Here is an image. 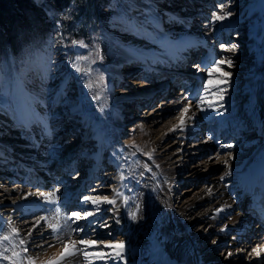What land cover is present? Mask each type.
Returning <instances> with one entry per match:
<instances>
[{"label":"rangeland","instance_id":"obj_1","mask_svg":"<svg viewBox=\"0 0 264 264\" xmlns=\"http://www.w3.org/2000/svg\"><path fill=\"white\" fill-rule=\"evenodd\" d=\"M40 7H43L47 16L54 22L55 30L42 38H36L32 44L23 47L16 56L9 51L0 54V149L2 150L0 152L3 153L0 154V220L5 222L9 219L13 209L10 204L3 205L1 199L15 204L14 201L18 197L15 193L26 190L36 192L35 190L38 189L36 186L43 181L48 187L40 191L42 196L37 197L40 194L37 193L35 206L40 205L43 197L53 196L57 198L55 200L57 206L53 203L52 206L48 204L44 207L49 214L53 212L49 210L56 207L53 214L57 217L63 214L62 218L65 219L74 216L72 213L82 216L86 213L96 215L97 211L89 205L91 203L98 205L99 202L109 203L117 191L124 187L122 176L125 167L116 164L112 166L103 162L98 166L100 170L98 175L110 178L111 173L115 171V178L111 183L108 180H101L98 176L97 178L88 177L90 179L87 180L88 185L82 188L75 179L69 186L77 187L73 195H76L78 199L70 201L63 209L64 198L61 194H65L66 191L54 186L56 182L61 181L60 176L48 178L41 172L40 179L25 185L24 179L18 175L19 172L15 173L9 168L12 161L24 166L30 164V159L36 152L29 138L37 133L34 136L40 149L49 150L55 145L67 146V142L73 140L84 143L83 146L87 149L96 150L93 141L81 139L83 128L80 127V117L75 112L83 103L88 90H93L92 96L98 98V105L100 104V109L105 113L106 121L115 125L114 130L110 131L109 138L114 139L120 149L131 153L135 161L141 165L144 163L148 165L153 154L161 155L163 149L168 151L162 155L174 153L178 156L176 165L183 166L184 171L175 175L168 187L165 179L153 175L154 183L156 181L157 186L159 185L158 191L167 208L171 210L178 209L186 201L196 199L199 193L209 191L214 184L213 181L218 180L214 178L225 180V161L229 160L232 153L228 145L249 150L257 141L252 131L253 123L243 112L245 99L242 89L245 82L242 72L248 70L250 65L257 69L264 63V0H107L100 6H95L94 0H72L70 5L62 10L55 9L51 3L43 0ZM216 16L224 18L217 20ZM155 24H158L159 28L158 26L155 28ZM189 32L197 34L202 39L207 38L209 44H204L205 47L199 45L196 48H189L182 54L190 58L186 65H183L182 60L178 61L181 63L177 65L172 62L162 63L167 71L170 69L174 71L169 72L170 74L166 73L160 61H155L159 53H167L169 50L166 38L184 37ZM250 39H255L256 42L253 45L254 58L250 59L252 64L249 65L243 63L244 58L241 56L248 51L247 44ZM149 48L151 49L147 50ZM121 50L131 52L135 57L123 62L122 57H117V53ZM209 52L212 53L213 60L209 59L206 64ZM149 57L150 59H147ZM215 61L221 64L219 68H215ZM203 64H206V67L199 71L198 68L204 66ZM147 65L156 66L158 69L163 67V70L159 69L160 75L152 77L151 72L147 70ZM130 69L132 75L129 74ZM172 74L175 77L174 85L166 89V85L171 83L161 84L160 89L163 91H158L159 83ZM198 75L199 78L202 75L199 80L195 78ZM143 83L146 85L144 86ZM151 86L154 89L153 92L166 94L161 100L163 105L157 101L146 102L145 105V101L135 103L131 100L128 103L126 100L120 109L114 108L115 103L110 93L121 97L137 93V91L148 92V89H143H151ZM195 89L196 97L190 100L189 107L187 106L188 110L191 109L190 115L204 116L211 105L217 108H215L217 114L213 115L214 118L209 121L203 120L204 125L201 123L202 127L196 128L193 137L182 139L180 137L182 132L173 133L172 138L167 139L162 145V149L156 147L151 151L141 140V137L145 135V128L153 125L154 131L158 132L167 124L177 126L183 116L184 106L180 105L172 111L165 110L171 108L172 101L192 94ZM18 114L21 116L19 120ZM33 115H40L42 119L46 118L44 119L46 135H43L42 124L35 123ZM237 118H242L243 121L237 122ZM217 119L225 121L224 127L220 130L215 129L218 124ZM234 122L239 125V132L237 131L234 138L230 139L225 134L233 128ZM74 126L78 127L77 131L71 132ZM246 127L249 129L243 131L242 128ZM67 132H70L67 140L61 139L62 134ZM208 136L213 137L212 139L215 137V142L210 141ZM42 139L44 140L41 141ZM211 142L213 145L209 148ZM113 157H116L115 154ZM208 159L216 162L219 169L207 175L200 174L195 178L185 177L190 169L196 168L197 164ZM9 160L10 163H8ZM85 162L89 161L86 158H80V167L84 166ZM35 169L32 171L33 175L39 173V170ZM137 171L139 173L141 168ZM74 174L76 175V172ZM74 174L69 176L74 177ZM146 177L151 178L148 175ZM48 188L50 190L46 191ZM20 200V203L25 201V199ZM208 204L210 202L204 207L206 208ZM204 207H198L190 217L197 216ZM47 212L36 210L20 216L12 215L10 221L18 224V229L23 232L27 222L44 217L48 214ZM172 213L174 215L169 218L178 221L179 217L175 211ZM244 219L241 220L242 223H239L240 227L245 225ZM105 220V216L101 218L102 223ZM199 221L183 228L186 229L187 236L192 238L191 235L203 227L205 222ZM226 221V218L220 217L216 221L215 229L211 230L208 236L206 234L207 239L204 242L199 239L193 241L195 248L190 249L192 244L189 249L198 252L197 255L201 257L205 253H211L212 263L203 264H259L258 260L263 257V255L260 256L262 254L260 248L258 250L261 244L254 243V237L245 239L247 230L241 232V237L237 236L238 239H235L233 233L227 232L230 226ZM100 228L99 226V231H101ZM62 229L57 227V232ZM87 233L85 231L78 238L79 240L77 238L76 240L85 242L91 239L97 243L108 241L102 237L98 239L97 235L89 234V236ZM222 235H226V238L223 237L220 242H217ZM118 236L122 241L126 239L123 236L120 237L117 231H113L111 240L117 241L119 245L122 242ZM43 239L49 240V235ZM258 252L260 257L257 256Z\"/></svg>","mask_w":264,"mask_h":264},{"label":"bare ground","instance_id":"obj_2","mask_svg":"<svg viewBox=\"0 0 264 264\" xmlns=\"http://www.w3.org/2000/svg\"><path fill=\"white\" fill-rule=\"evenodd\" d=\"M154 26L157 28L158 24H155ZM165 41L168 45L169 53H159L157 60H155L160 61L161 66L163 67L165 66L163 65L164 62H172L175 65L182 62L183 65H186L190 58L186 55L183 56L182 54L187 52L189 48H196L199 45L205 47L204 44H209L207 38L206 40L202 39L193 32H189L184 37L179 38L169 36ZM255 42V39L249 40V43L247 44L248 51L244 53V56H241L244 58L243 63L249 65L252 64L250 59L254 58L253 45ZM150 49L151 48L147 50ZM207 56L206 64L209 59L213 60L212 53L209 52ZM117 57H122L124 59L123 62H125L135 56L131 52L121 50L120 53H117ZM147 59H150V57ZM180 60L182 61L178 62ZM206 64H203L204 66L200 65L201 67L198 68V70L202 71V69L206 67ZM219 65L221 64L216 62L215 68H219ZM250 66V70L248 69L242 72L245 82L242 89L245 99L243 112L247 114V119H250L253 123L252 127L254 129H252V131H254L253 135L256 136L257 141L253 143V147L249 150L237 149L233 145L229 147V149L232 150V153L228 158L229 160L224 165L226 168L224 171V173L226 172L224 176L225 180H221L218 177L214 178L218 180H216L217 182L213 181L214 184L209 191H204L205 194L201 192L198 196L196 194V199L193 198L190 202H184L183 205L176 210L167 208L161 193L158 191L159 185L157 186L156 181L154 183L153 175H158V177L161 176L165 179L168 187L171 184V179L175 175L181 174L182 171H184L183 166L176 165L178 162V156L174 153L162 155L164 152L168 151L163 149L161 155L157 153L158 155L155 156L153 154L151 158L152 160L148 165L145 163L141 165L138 161H135L131 153L120 149L119 146L115 144V140L109 138L110 131L114 130L115 125L106 121L105 113L100 109V104L98 105V98L92 96L93 90H88L87 96L83 99V103L75 112L78 113V116L80 117L79 124H81L80 127L83 128L80 135L81 139L93 141L96 150L87 149L86 146H83L84 143H80L79 141L74 142L73 140L70 142L65 141L67 142V146L55 145L53 148H49V150H44L40 149V145L33 137L34 135H32V137L29 138V142L33 144L36 153L31 157L30 164L24 166L19 163H14V161L10 163L9 160V168L12 169V171H15V173L21 172V178L24 179L23 184L25 185L32 184L40 179L41 172L48 176V178L60 176L61 181L56 182L54 186L66 191L65 194H61L64 198L62 200L64 204L63 209H65V205H68L70 201L78 199L76 195H73L74 192L77 191V187L72 185L69 186L75 179L82 188L88 185L87 180H90L88 177L97 178L98 176L101 180H108V182L111 183L115 178V171L111 173L110 178L98 175V171H100L98 166L103 164V162L112 166L116 164L125 167L123 169L124 175L122 176L124 187L117 191L109 203L99 202L98 205L94 203L89 205L93 210L97 211L96 215L98 216L94 215L95 213L90 215L89 213H86L84 216L79 214L81 217L80 219H77L76 216L65 219L62 218L63 214L57 217L54 215V209L56 207L53 210L50 209L49 211L53 212L49 214L44 206L48 204H51L52 206L53 203H57V201H55L57 198L55 199L53 196H46L48 198L43 197L40 200V205L35 206L36 195L48 187L43 183L44 181L40 183L39 186H36L38 187V189L35 190L36 192L26 190L15 193L16 196H18L14 201L15 204L11 203L9 200L1 199L3 205L10 204V206L13 207L11 216H20L36 210H46L48 214L39 219L27 222V225L23 227V232L21 229H18V224L10 221L11 216L5 222L2 219L0 220V264H203L205 262L209 263L213 261V258L211 259V253H205L202 255L203 257H201L197 255L198 252L191 251L190 249L195 248V242L193 244V241L199 239V241L204 242V240L207 239L206 234L208 236V233H211V230L215 229V225H217L216 221H218L220 217L226 218L228 221L226 222L230 227L227 229V232L233 233L235 239H238L237 236L241 237L240 232L245 231L248 226L247 220H245L246 225L244 226L240 227L239 223L249 213V204L254 192V180L252 177L253 172L255 174L254 166L259 162L264 161V63L257 69H254L253 65ZM163 67H159V69H162ZM159 69L156 66L149 67V65H147V70L149 73L151 72L152 77L160 75L158 72L161 70ZM166 69L167 68L164 69L166 73L174 72L173 69H170V71H167ZM131 71L132 70L130 69L129 74H131ZM173 74L167 78L165 77L158 86L156 85L157 88H159L158 91H163L160 89L161 84L167 82L171 83H167L168 85H166V89H168L169 86L174 85L175 77ZM199 75L198 77H195L198 80L202 76L201 75L199 78ZM143 85L145 86L146 84L143 83ZM146 89H148V92L137 91V93L122 95L121 97L110 93L112 94V100L115 103L114 108L120 109L121 105L123 102H126V100H128V103L131 100L132 102L135 101V103L145 101V105L146 102L151 103V101H157V103L160 102L161 105H163L161 100L166 94H160V92L158 93L157 91L153 92V87L151 89L145 88L143 90ZM196 89L192 94L172 101L170 105L171 108H166L165 111L175 110L180 105L187 108L189 101L194 100L196 97ZM167 96H170V94H167ZM215 108L216 107L211 105L204 116L194 115V117L190 115L191 109H189L187 113L183 112V116L181 117V119H184L185 121L184 124H181L180 119L177 126L167 124L158 132L154 131L153 125L150 128H147V126L145 128V135L141 137V140L145 146L153 151L156 147L162 149V145L167 139L172 138L171 136L173 133L182 132L180 136L182 139L193 137L196 128L198 129L199 127H202L201 123L203 124L205 120L209 121L214 118L213 115L217 114V108ZM223 114L225 117V113ZM33 117L36 124H42L43 135H46L44 129L46 127V118L42 119L40 118V115H33ZM17 119H21L19 114L17 115ZM243 119L245 120V117ZM115 120L118 121V119ZM216 121H218V124L215 126V129L217 128L220 130L224 127L225 121H223V119H217ZM238 121L242 122L243 120L242 118H237V122ZM237 122H234L233 128L225 134L229 136L230 139H233L238 131L239 125H237ZM24 123L23 120V125ZM77 128L78 127L76 126L72 127L71 132H73V130L77 131ZM242 129L243 131H246L249 128L246 127ZM69 133L70 132H67V134L63 133L60 138L67 140ZM208 137H210V141L213 143L215 142V137L214 139H212L213 137L211 136ZM208 137L205 138L207 139ZM212 142L209 144V148L213 145ZM0 151L2 150L0 149ZM0 154L3 153L0 152ZM113 154H115L116 157H113ZM82 157L86 158L89 162H85L84 166L80 167V158ZM132 160L133 162H131ZM35 168L36 170H39V173L33 175L32 171H34ZM139 168H141V171L138 173L137 170H139ZM217 169H219L218 164L211 160L209 161L208 159L205 162L197 164L196 168L190 169V172L187 173L185 177L195 178L200 174L207 175L211 171L215 172ZM75 172L76 175L74 174ZM72 174L75 176L70 177L69 175ZM147 175L151 178L148 179L146 177ZM106 185L107 184H105V186ZM49 190L50 188L46 191ZM40 196H42L41 193L37 197ZM20 199H25V201L20 203ZM209 202L210 204L205 208V204ZM56 203L55 205L57 206ZM242 203L244 206H242ZM200 206L204 207L203 210L199 212L197 216L191 218L190 216L193 215L196 212V209ZM172 211H175L176 215L179 217L178 221L169 218L171 215H174ZM65 214L67 215V213ZM104 216L106 217V220L102 223L101 218ZM198 221L205 222L203 227L199 229L197 233L191 235L192 238L187 236L185 233L186 229L183 228L188 225L191 226ZM99 223L100 225H98ZM251 223V225L254 224V226L249 225L245 239L249 240L250 237L254 236L256 238L254 243L261 244V246L259 245L258 250L260 248L262 254L260 255V253H258L260 256L263 255V257H261L258 262L259 264L260 262L264 264V238H262L260 234H257L258 232L256 229L258 227L256 226L255 220H251ZM99 226L101 227V231L98 230ZM57 227L60 229L65 227V229L57 232ZM250 230L253 232H250ZM85 231L88 232V235H97L98 239L99 237H102L108 239V241L97 243L88 239V241L81 243L78 241V238H80ZM113 231H117L120 237L123 236L124 239H126L125 241H122L118 236L123 245L122 249L117 247V241L115 242L111 240ZM46 235H49V240L47 241L43 239ZM5 237H7V239H5ZM223 237L226 238V235L220 236L217 242H220ZM76 238L78 240H76ZM192 244L193 246H191ZM211 244L213 243L211 242ZM190 246L192 248L189 249ZM117 252H119L118 256L116 255ZM62 256L64 257L63 259H61Z\"/></svg>","mask_w":264,"mask_h":264},{"label":"trees","instance_id":"obj_3","mask_svg":"<svg viewBox=\"0 0 264 264\" xmlns=\"http://www.w3.org/2000/svg\"><path fill=\"white\" fill-rule=\"evenodd\" d=\"M107 0H94L95 6ZM55 9L67 8L72 0H45ZM55 24L37 6L35 0H0V54L9 51L13 56L36 38H42L55 30Z\"/></svg>","mask_w":264,"mask_h":264},{"label":"snow or ice","instance_id":"obj_4","mask_svg":"<svg viewBox=\"0 0 264 264\" xmlns=\"http://www.w3.org/2000/svg\"><path fill=\"white\" fill-rule=\"evenodd\" d=\"M224 17H222V16H216L215 17V19H217V20H219V19H223ZM215 63V62H214ZM229 66H231V64H230V62H229ZM77 70H79V69H77ZM91 87V86H90ZM198 107H199V105H197ZM184 113H187L188 112V109L187 108H185L184 110ZM185 123V121H184V119H181V124H184ZM228 147H231V145H228ZM225 163H227V161H225ZM91 213H89V215H90ZM73 215L74 216H76V218L77 219H80L81 217L79 216V214L78 213H73ZM5 239H7V237H5ZM81 243H84V241L83 240H81L80 241ZM117 247H119V248H123V245L122 244H120V245H118ZM257 254H259V253H257ZM116 255L118 256L119 255V252H117L116 253ZM229 255H231V253H229ZM64 257L62 256L61 257V259H63Z\"/></svg>","mask_w":264,"mask_h":264},{"label":"water","instance_id":"obj_5","mask_svg":"<svg viewBox=\"0 0 264 264\" xmlns=\"http://www.w3.org/2000/svg\"><path fill=\"white\" fill-rule=\"evenodd\" d=\"M36 1V4L38 5V6H40V3L43 1V0H35Z\"/></svg>","mask_w":264,"mask_h":264}]
</instances>
